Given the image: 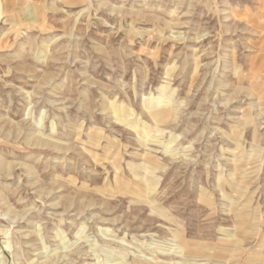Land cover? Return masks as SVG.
Segmentation results:
<instances>
[{"label":"rangeland","instance_id":"374dc122","mask_svg":"<svg viewBox=\"0 0 264 264\" xmlns=\"http://www.w3.org/2000/svg\"><path fill=\"white\" fill-rule=\"evenodd\" d=\"M0 264H264V0H0Z\"/></svg>","mask_w":264,"mask_h":264},{"label":"bare ground","instance_id":"6f19581e","mask_svg":"<svg viewBox=\"0 0 264 264\" xmlns=\"http://www.w3.org/2000/svg\"><path fill=\"white\" fill-rule=\"evenodd\" d=\"M2 1V0H1ZM160 114H158V116H159ZM161 116V115H160ZM157 117V116H156Z\"/></svg>","mask_w":264,"mask_h":264}]
</instances>
